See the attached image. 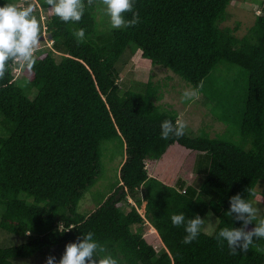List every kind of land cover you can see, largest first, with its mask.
I'll list each match as a JSON object with an SVG mask.
<instances>
[{"label":"trees","instance_id":"trees-1","mask_svg":"<svg viewBox=\"0 0 264 264\" xmlns=\"http://www.w3.org/2000/svg\"><path fill=\"white\" fill-rule=\"evenodd\" d=\"M22 1L9 0L20 7L36 4L42 38L39 11L49 6L45 0ZM233 1L134 0L139 23L115 29L107 38L97 32L99 0L91 7L84 0L78 23H65L48 11L45 31L52 36L51 49L37 53L30 78L16 79L9 63L0 80V229L21 240L0 247V264L34 256L45 264L49 255L60 258L67 243L89 231L119 264H264V254L254 246L231 255L227 242L221 246L216 238L220 229L243 224L227 214L231 196L264 202V191L257 188L264 185V0L243 37L221 28ZM124 16L132 18L131 13ZM80 28L85 38L78 43L72 33ZM129 47L134 54L141 52L138 64L145 58L169 69L208 98L214 96L204 92L207 79L221 64L242 69L244 98L235 125L224 131L238 132V140L190 137L186 131L162 139V121L174 123L179 115L157 105L161 86L152 80L141 91L121 93L115 68ZM232 92L223 93L221 105V119L228 124ZM114 139L122 141L125 154L119 180L100 205L80 214L81 200L101 174V145ZM170 147L197 153L206 176L198 188L168 185L150 174L147 164ZM247 188L255 195L249 196ZM209 211L219 221L214 233L201 230L192 243H182L184 227H174L171 215L204 218ZM146 221L155 229L149 236L143 230ZM254 227L250 224L248 230ZM156 237L161 250L153 243ZM254 243L264 247V240Z\"/></svg>","mask_w":264,"mask_h":264},{"label":"rangeland","instance_id":"rangeland-1","mask_svg":"<svg viewBox=\"0 0 264 264\" xmlns=\"http://www.w3.org/2000/svg\"><path fill=\"white\" fill-rule=\"evenodd\" d=\"M24 2H32L30 0H23ZM36 5V4H34ZM42 25L44 27L43 37L40 38V44L35 52V56L40 51L45 49H51L52 42L48 38L46 30V23L48 11L41 9ZM260 14L259 0H236L233 1L228 8L226 20L221 24V28H231L235 30V33L239 37H243L249 32V29L255 23V17ZM97 32L100 37L107 38L108 35L115 30L110 24V18L104 11V6L99 4L97 10ZM101 38V39H102ZM57 60H60L58 54L55 55ZM141 52L138 51L134 54L131 47H129L121 59L116 64V71L120 77L118 84L121 87V93L126 90L129 91H141L144 89L145 84L152 80L155 83H159L161 86V99L157 102V105H161L165 109L174 110L179 116H182L186 121V132L190 137H210L216 138L221 135L226 136L230 140H238V132L232 131L230 134L224 132L227 131L228 125H235L238 114L236 110L240 106L241 100L244 98L245 88L247 87L246 73L237 66H230L228 64H221L215 72H213L207 79L205 85V93H209L214 97H220L215 99L214 97H207L206 101L203 99V92L199 91V98L195 100L182 101V93L186 89L193 88L178 75L174 74L169 69L162 66L153 65L149 60L143 58L138 64ZM14 76L16 79L22 81L24 78H30L31 73L26 67L20 66L19 63L15 64ZM231 69V70H230ZM21 86H25L24 82H21ZM232 89V95H230V103L232 110L229 112L230 119L224 123L221 119L223 109L221 107L223 102H226L228 89ZM35 93V92H34ZM32 93L31 97H34ZM214 98L215 100H212ZM220 101L221 104H218ZM164 110V109H163ZM227 125V126H226ZM102 151V170L100 177L96 184L85 194L81 200L78 208L80 214H88L100 205L107 195L111 192L112 187L119 180V170L122 166L125 154L122 141L120 139H114L111 141H104L101 145ZM197 153L187 151L179 147H170L164 153V155L147 164L149 172L152 176L159 178L168 185H175L178 182L192 183L191 185L198 188L204 181L203 171L200 170L199 162L197 161ZM204 167V165L202 166ZM258 190L264 191V185L259 184ZM142 195V189L140 190ZM24 199H27L26 195H23ZM29 203L33 202V199H27ZM253 202V206L258 209V216L262 217L264 214V202L261 198L256 199ZM129 203L134 204L133 200ZM142 214L145 213V203L140 210ZM3 213V209L0 207V218ZM208 214V212H207ZM205 215V224L202 227V231L208 235H212L218 226V218L213 215L208 217ZM144 234L151 235L155 230L150 228L149 225H144ZM21 243L19 237L7 233L0 229V247H8ZM153 243L157 250L162 249V243L158 237L153 238ZM62 256V255H61ZM61 256H59L61 258ZM60 258H57L59 260ZM14 264H44L43 260L34 256L29 259H16Z\"/></svg>","mask_w":264,"mask_h":264},{"label":"clouds","instance_id":"clouds-1","mask_svg":"<svg viewBox=\"0 0 264 264\" xmlns=\"http://www.w3.org/2000/svg\"><path fill=\"white\" fill-rule=\"evenodd\" d=\"M97 0H87L91 7ZM49 6L48 11L59 17L63 22L78 23L85 13L84 0H45ZM104 6L106 15L110 18V24L114 29L132 27L139 23V13L134 10V0H99ZM124 13H131V19H125ZM73 36L77 42L85 38V29L73 30ZM40 44V23L35 14V7L29 3L26 7H20L9 0L0 5V80L5 78L7 65L19 63L21 68L28 70L36 64L35 52ZM199 89L190 88L182 93V101L195 100L199 98ZM160 136L162 139H169L172 136L182 137L187 124L182 116L172 120H164L161 123ZM249 196L255 193L247 188ZM230 209L227 214L235 221H242L239 228L224 227L217 234V240L221 246L226 241L230 254L237 255V249L246 253L251 247L264 254V247L255 245V241L264 240V217L258 216V209L253 202L237 193L229 198ZM208 217L214 215L208 212ZM171 222L174 227H184L186 235L182 243L190 244L197 239L205 224V219L200 215L187 218L184 213L172 214ZM255 227L248 230L250 224ZM144 225H150L148 221ZM151 226V225H150ZM154 229V228H153ZM155 230V229H154ZM255 238V240H254ZM45 264H119V261L108 253L107 248L94 239V233L89 231L78 236L75 242H69L65 251L57 261L55 256L49 255Z\"/></svg>","mask_w":264,"mask_h":264},{"label":"water","instance_id":"water-1","mask_svg":"<svg viewBox=\"0 0 264 264\" xmlns=\"http://www.w3.org/2000/svg\"><path fill=\"white\" fill-rule=\"evenodd\" d=\"M50 40H52V36L51 35H49V37H48Z\"/></svg>","mask_w":264,"mask_h":264},{"label":"built area","instance_id":"built-area-1","mask_svg":"<svg viewBox=\"0 0 264 264\" xmlns=\"http://www.w3.org/2000/svg\"><path fill=\"white\" fill-rule=\"evenodd\" d=\"M43 18H44V15L42 16ZM16 68V66H15V64H14V69ZM183 192H185V191H183Z\"/></svg>","mask_w":264,"mask_h":264},{"label":"crops","instance_id":"crops-1","mask_svg":"<svg viewBox=\"0 0 264 264\" xmlns=\"http://www.w3.org/2000/svg\"><path fill=\"white\" fill-rule=\"evenodd\" d=\"M150 226V225H149ZM150 228H152L153 229V227L152 226H150ZM147 236V235H146Z\"/></svg>","mask_w":264,"mask_h":264},{"label":"bare ground","instance_id":"bare-ground-1","mask_svg":"<svg viewBox=\"0 0 264 264\" xmlns=\"http://www.w3.org/2000/svg\"><path fill=\"white\" fill-rule=\"evenodd\" d=\"M155 232V231H154ZM153 233V232H152Z\"/></svg>","mask_w":264,"mask_h":264}]
</instances>
